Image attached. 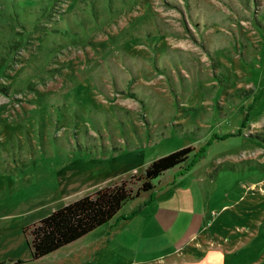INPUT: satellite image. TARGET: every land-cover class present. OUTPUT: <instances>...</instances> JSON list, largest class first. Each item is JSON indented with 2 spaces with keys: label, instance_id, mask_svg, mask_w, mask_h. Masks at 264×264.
Listing matches in <instances>:
<instances>
[{
  "label": "rangeland",
  "instance_id": "374dc122",
  "mask_svg": "<svg viewBox=\"0 0 264 264\" xmlns=\"http://www.w3.org/2000/svg\"><path fill=\"white\" fill-rule=\"evenodd\" d=\"M186 145L202 156L152 179L130 241L106 222L29 260L24 226L120 179L134 191ZM70 171L88 185L55 189ZM201 207L195 237L149 264H264V0H0V259L129 264L170 247L158 209Z\"/></svg>",
  "mask_w": 264,
  "mask_h": 264
},
{
  "label": "trees",
  "instance_id": "16d2710c",
  "mask_svg": "<svg viewBox=\"0 0 264 264\" xmlns=\"http://www.w3.org/2000/svg\"><path fill=\"white\" fill-rule=\"evenodd\" d=\"M231 134H213V138ZM202 154L201 148L194 149L190 145L172 150L146 164L139 177L141 182L134 191L127 185L126 180L120 179L74 198L24 226L23 231L28 235L29 260H36L106 223L127 200L152 189V179L164 170L179 166V174H182L190 169ZM14 262L20 263L22 260L16 258ZM0 264L9 263L0 261Z\"/></svg>",
  "mask_w": 264,
  "mask_h": 264
},
{
  "label": "crops",
  "instance_id": "0c3cea01",
  "mask_svg": "<svg viewBox=\"0 0 264 264\" xmlns=\"http://www.w3.org/2000/svg\"><path fill=\"white\" fill-rule=\"evenodd\" d=\"M89 174H90L89 171H85V172L76 171L73 173H71L70 171L68 174H64V175L60 174L56 179L57 180L56 183L54 184L55 189L64 190L71 188L75 185L81 187L79 189H84L88 185L87 183L88 181L85 180V178ZM163 190L164 189H160L158 191H163ZM152 192H153L152 189H150L149 191L143 193H148L153 195L155 192L154 193ZM140 194L141 193H139V195ZM139 195L127 200L124 203L127 204L126 209L123 210V208L120 207L121 209L118 210L116 215L112 217L109 221H107V222H113V225H117V227L113 230L111 236L116 237L119 240L120 239L129 240L132 239V237H134L133 234L134 228L132 226V221L134 215L136 214L134 210L136 209L137 206H139L138 204H136L137 203L136 199L139 197ZM148 199L150 200L149 197ZM129 202L130 203L132 202V204H129ZM141 202H143V200ZM144 202H146V200ZM137 210L139 211V208ZM204 213L205 211L202 209V207L201 210H198V212H191L190 214H186L184 216L179 212V210L158 209V212H156V217L160 220V223L162 224L163 228L166 229L167 232L169 233L170 247H166L165 250L158 252L157 254H155V256H151V258L131 260L129 261V264H149V260H155L156 262H158L161 261L164 256L170 255L174 253L177 249L187 245L200 230ZM149 214L150 213L146 214V216H148ZM120 226H124V228L118 229ZM14 259L16 258H8V260L0 259V261L3 262L7 261V263L9 264H25V262L23 261L20 263L14 262Z\"/></svg>",
  "mask_w": 264,
  "mask_h": 264
}]
</instances>
